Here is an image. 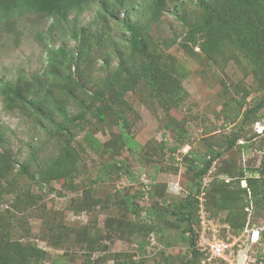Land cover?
<instances>
[{
	"label": "rangeland",
	"instance_id": "rangeland-1",
	"mask_svg": "<svg viewBox=\"0 0 264 264\" xmlns=\"http://www.w3.org/2000/svg\"><path fill=\"white\" fill-rule=\"evenodd\" d=\"M174 1L167 3L174 6ZM177 1L188 23L200 19L198 0ZM99 4L93 1L80 15H72L62 29L52 32L51 40L40 38L52 26L45 15L29 12L0 20V81L33 79L50 65L48 49L65 46L75 54L73 75L71 83L61 82V92L54 98L68 119L84 113L68 123L52 102L45 107L48 118L8 112L0 93V251L15 256L12 264H55L56 258L67 264H193L192 251L181 237L183 228L177 227L172 215L151 219L145 211L127 208L124 199L151 180L156 199H136L141 207L184 199L196 191L185 162L188 153L205 155L208 145L215 147L240 129L237 145L248 143L250 149L222 151L203 179L199 200L210 201L217 179L230 181L238 192L246 187L242 172L245 177L250 171L259 175L264 108L243 128L241 117L236 123L229 119L238 113L243 98L248 105L264 99V55L260 48L245 54L233 42L215 47L206 29L191 42L168 4L158 21L143 22L149 48L137 53L126 46L125 31L113 17L97 18ZM140 12L131 21H144ZM74 31L77 40L71 38ZM174 39L177 43L172 44ZM183 43L193 50L189 53ZM121 61L126 72L118 74ZM137 70L142 73L134 88L124 90L127 75ZM165 74L170 76L169 89L175 87L180 97L170 99L155 88ZM113 75L112 85L105 86L104 79ZM101 113L106 114L105 123ZM55 123L64 125V130ZM120 124L138 142L136 151L119 147ZM92 138L100 141V148L93 146ZM180 140L185 144L173 152ZM121 159L127 168L121 165L120 175L105 178V166ZM225 170L233 178L223 176ZM140 172L150 179H139ZM209 206L225 225L227 212L217 211L211 201ZM247 211L240 234L223 228L225 237L236 241L234 257L211 264H264V206L251 205ZM148 228L150 236L143 233ZM253 231L259 232L257 242L251 240ZM28 246L43 253L32 256Z\"/></svg>",
	"mask_w": 264,
	"mask_h": 264
},
{
	"label": "trees",
	"instance_id": "trees-1",
	"mask_svg": "<svg viewBox=\"0 0 264 264\" xmlns=\"http://www.w3.org/2000/svg\"><path fill=\"white\" fill-rule=\"evenodd\" d=\"M96 0H0V20L8 18L12 15L21 16L25 13H36L49 17L52 21V26L46 33L40 35V38H52V32L57 29H62L65 23H67L70 17L80 15L84 8L91 2ZM99 9L97 11V18H109L113 17L119 25H122L127 37L126 46L130 50L137 53H142L144 50L149 48V40L146 39L143 33V22L158 21L164 11V7L167 6V0H99ZM169 2L168 7L171 9V13H175V19L179 20L182 25L187 28L188 39L191 42L196 41L197 32H201L206 29L210 33V42L215 47L222 46L223 43H234L237 47L247 53H256L257 48H260V53L264 55V0H198L197 6L201 11V17L199 20L188 23L184 17V12H180L178 1H174V6ZM182 7V5L180 6ZM143 17L144 21L135 20L131 21L132 17L139 12ZM124 11L127 14L126 18L121 19L120 15ZM182 13V14H181ZM63 34H64V30ZM78 31L72 33L74 40H77ZM177 43V39L172 41V44ZM181 47L186 49L189 53L193 49L188 44H181ZM48 60L49 66L42 73L35 75L33 79H27L22 76L19 82L12 81H0V93L3 98L5 109L8 112L19 110L21 112H32V115L46 116L45 107L49 102L54 103L55 112H59V115L68 123L76 122L80 118L84 117V113H80L77 117L68 119L67 114L61 108L59 99H55V94L61 92V82L66 81L71 83L72 78V67L75 62V54L73 51H69L65 46H60L58 49L51 47L48 49ZM55 52L59 59L53 54ZM81 53H78L80 57ZM246 54V53H245ZM53 67V68H52ZM126 72L125 63L121 61L118 64L116 73ZM142 70H137L135 73H128L124 84L121 86L123 89H133V84L137 79L138 74H141ZM107 76L104 79L105 86H111L114 77ZM24 77V78H23ZM169 78L170 76L165 74L156 83V89L161 92L164 96L174 99V97H180L179 91L174 87L169 89ZM133 82V83H132ZM70 92L73 89H69ZM55 97H58L55 96ZM240 109L237 114H234L229 119V122L236 123L238 118L240 119V127L243 128L245 125L256 121L259 112L264 108V99L256 105H248L247 99L243 98L239 101ZM246 106V107H245ZM119 118H123L120 116ZM100 120L102 123L106 122V114L101 113ZM66 124V123H65ZM126 124V121H125ZM125 124H120L121 133L118 139V144L121 150L136 151L138 148V142L125 129ZM58 130H64V125L55 123ZM242 130V129H240ZM238 130L233 134L232 137H224L222 143H215V147L208 145L206 147V154L199 155L193 152H189V156L186 157L187 170L192 174V181L195 186L194 189L189 192L187 197L180 200L179 202L173 203L172 205H165V202L158 203L155 201L149 207H141L136 199L141 200H155L156 192L153 191V181L149 183H142V191H137L135 195H127L124 199L125 205L130 210L145 211L146 216L151 219L164 218L167 214L172 215L177 222L178 228H183L181 232L182 239L188 243L191 251L194 263L200 264L203 259L207 257L200 253L195 245L196 238L199 231V195L202 193L203 179L210 172L213 164L221 157L222 151L228 150L234 147L242 149L247 152L250 149L248 143L238 144L240 139L241 131ZM92 144L95 148H100L101 143L98 139L92 138ZM179 145L172 149L176 152L180 149V146L185 144L183 140H180ZM121 165L127 168L125 160H116L114 163H110L105 166L107 177L111 174L116 173L120 175ZM127 175L133 179V173L126 169ZM250 175H245L242 172L246 182V187L240 189L238 192L234 191L230 187V181L217 179L213 183L210 201L217 211L227 212L226 218L223 220L225 225L229 226L230 229H234L237 234L244 231L247 222L248 211L247 209L251 205L264 206V158L260 164L257 176L254 171H250ZM223 176L232 177V173L228 170L222 171ZM138 178L141 179L145 176L146 180H149V176L140 172L137 174ZM156 190V189H155ZM210 201L206 200L205 205L211 218H214L213 213L210 210ZM166 206V208H164ZM135 207V208H134ZM136 211V212H137ZM219 222L221 220L219 219ZM222 223V222H221ZM225 230V229H224ZM224 230L222 232L224 235ZM144 235L150 236L153 232L149 230L143 231ZM226 238V237H225ZM140 247H144V242L140 243ZM25 248L24 246H22ZM31 254L43 253L41 249L33 248ZM28 249V250H29ZM35 256V255H34ZM15 256L8 251H0V264H12ZM55 264H67L66 259L56 258ZM220 260L221 259H217ZM207 264H211L207 263ZM213 264V263H212Z\"/></svg>",
	"mask_w": 264,
	"mask_h": 264
},
{
	"label": "built area",
	"instance_id": "built-area-1",
	"mask_svg": "<svg viewBox=\"0 0 264 264\" xmlns=\"http://www.w3.org/2000/svg\"><path fill=\"white\" fill-rule=\"evenodd\" d=\"M142 178H145V176H142ZM144 183H148V181ZM199 208V231L195 247L207 257L200 264H207L217 259H223L227 262L235 255L233 248L236 244L235 239L231 241L230 238L223 236L222 230L228 226L222 225L218 220L211 218L202 199L199 200ZM258 239L259 232L253 231L251 240L257 242Z\"/></svg>",
	"mask_w": 264,
	"mask_h": 264
}]
</instances>
